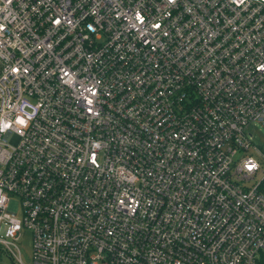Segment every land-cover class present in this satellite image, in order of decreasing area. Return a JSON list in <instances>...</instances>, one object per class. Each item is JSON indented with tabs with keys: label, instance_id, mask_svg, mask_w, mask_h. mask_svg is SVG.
<instances>
[{
	"label": "built area",
	"instance_id": "2783aa9c",
	"mask_svg": "<svg viewBox=\"0 0 264 264\" xmlns=\"http://www.w3.org/2000/svg\"><path fill=\"white\" fill-rule=\"evenodd\" d=\"M252 123L264 0H0V257L264 263Z\"/></svg>",
	"mask_w": 264,
	"mask_h": 264
},
{
	"label": "rangeland",
	"instance_id": "374dc122",
	"mask_svg": "<svg viewBox=\"0 0 264 264\" xmlns=\"http://www.w3.org/2000/svg\"><path fill=\"white\" fill-rule=\"evenodd\" d=\"M248 133L254 135L253 141L255 147H252L244 154L248 153L254 155L264 167V124L252 123L248 129ZM8 209L16 212V216L18 218H21V208L17 198H15L9 203ZM31 238H32V234L30 230L23 228L18 235V239L14 240L15 244L17 245V247H19V250L22 253V259L25 264H29L28 260L30 259L31 248H32ZM12 258L13 256L11 255V253L7 251V254L1 255L0 264H15V261H12Z\"/></svg>",
	"mask_w": 264,
	"mask_h": 264
},
{
	"label": "trees",
	"instance_id": "16d2710c",
	"mask_svg": "<svg viewBox=\"0 0 264 264\" xmlns=\"http://www.w3.org/2000/svg\"><path fill=\"white\" fill-rule=\"evenodd\" d=\"M261 264H264L263 262Z\"/></svg>",
	"mask_w": 264,
	"mask_h": 264
}]
</instances>
